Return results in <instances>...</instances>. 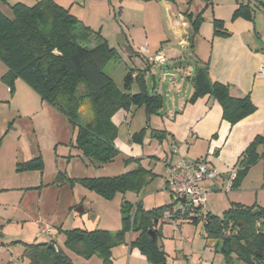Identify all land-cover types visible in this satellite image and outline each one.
Returning a JSON list of instances; mask_svg holds the SVG:
<instances>
[{
    "label": "crops",
    "instance_id": "1",
    "mask_svg": "<svg viewBox=\"0 0 264 264\" xmlns=\"http://www.w3.org/2000/svg\"><path fill=\"white\" fill-rule=\"evenodd\" d=\"M4 1L9 5L21 3L32 6L38 0ZM54 1L60 7L68 9L78 20L80 27H87L99 35L90 36L88 48H94L104 41L117 54L116 49L125 46L129 49L128 57L134 55L136 59L134 45H137L141 52L142 47L146 46L149 55L161 53L166 62L168 57L173 60L172 55L176 53L173 46L177 45L183 49L188 59L197 63L194 74L188 76L191 85L196 70L206 68L209 81L228 86L231 97L249 96L255 111L236 124L230 125L222 119V109L213 97L205 95L191 101V97L189 100L181 97L176 99L175 93L167 91L168 100L172 97L170 107L165 113L156 115L159 120L153 119L155 123L153 126L150 125L164 134L166 139L160 142L167 143V148L158 154L160 161L169 156L171 145H176L182 157L190 161H204L209 169L219 174L217 179L205 183L206 188L216 192L223 187L229 171L238 168L242 153L254 138L263 139L258 150L264 149V73L258 74L264 62V22L257 27L250 0H246L247 2L203 0L206 9L209 6L212 8V14L210 19H207L202 12V22L194 34L192 47L189 44L192 30L186 15L195 16L200 12L194 14L189 8L185 12H179L178 0ZM239 5L249 7L252 11L251 20L232 18L234 10ZM260 5L263 12L264 0ZM220 6L228 9L225 16L217 14L216 9ZM155 10L165 19V35L153 43L149 40L146 17L149 19L154 17ZM214 18L224 22L226 35L214 33L212 24ZM138 31L142 32L143 38L138 37ZM194 39L196 49L197 47L207 49L204 52L194 50ZM163 42L167 43L162 46ZM141 56L148 67L150 63L147 64L146 55ZM133 70L143 71L137 68ZM6 71V67L0 62V231L17 226L22 231L21 237L18 238L22 243H45L53 242L45 240L48 235L41 232L42 228L49 227L51 229L49 237L58 233V240L64 244V231L85 229L83 224L79 225L75 220L72 214L74 207L75 214H83L86 211L97 214V224L102 217L99 212L101 209H106L107 215L113 212L114 217L121 221L124 194H120L122 197L116 204H111L113 201H106L85 188L56 184V176L65 172L63 168L70 165L71 157L81 160V166L84 168L80 174L67 175L71 179L115 177L135 170L138 165L141 166L145 162L140 160L146 153L144 146L153 143L149 130L146 131L141 144L131 142L133 132L127 136L126 145L117 138L115 146L119 152L118 156L106 165L95 166L89 160L80 157L79 152L72 147L74 139H70L67 133L70 134L71 130L73 135L74 132L67 119L41 101L39 96L20 79L15 80L10 92L9 87L2 81ZM136 74L137 72H134L133 76ZM144 75L147 90L146 72ZM164 77L176 80V76L172 74H166ZM154 78L150 94L157 93L162 96L155 91ZM173 88V85H170L169 89ZM192 93L193 87L191 96ZM129 111H119L113 116L112 122L117 129L126 121ZM38 157L43 163L41 171L21 173L16 171L17 164ZM128 158L137 159L139 162L126 164L124 160ZM99 227L97 229L110 231L105 224ZM62 249L60 246L59 250L69 257Z\"/></svg>",
    "mask_w": 264,
    "mask_h": 264
},
{
    "label": "trees",
    "instance_id": "2",
    "mask_svg": "<svg viewBox=\"0 0 264 264\" xmlns=\"http://www.w3.org/2000/svg\"><path fill=\"white\" fill-rule=\"evenodd\" d=\"M0 1L6 4L4 0ZM9 7L11 16H6L0 11V62L7 69L2 81L11 92L15 80H22L41 101L64 116L72 126V147L79 152L80 157L95 166L112 162L119 154L115 146L118 129L112 122L113 116L119 111L128 112L131 108L140 107L144 108L147 117L158 114L163 106L162 96L147 92L145 71L128 70L123 77L121 88H118L103 71L110 61L118 58L116 51L104 41L94 48H88L90 36L98 34L87 27H80L78 20L69 10L57 5L54 0H38L32 6L15 3ZM186 17L192 30L189 39L192 47L194 34L202 22V12L195 16L187 14ZM239 17L252 19V11L247 5H239L234 10L232 18ZM212 24L216 35L227 34L222 20L214 18ZM146 62L148 64L147 59ZM134 72H137L135 76ZM81 83L85 86L93 111V118L86 124L79 121L81 101L76 94ZM134 83L138 92L132 94ZM192 87L191 101L205 95L213 97L222 109V119L230 125L255 111L249 96L231 97L228 86L211 83L206 68L196 70ZM145 133V129L133 133L131 142L141 144ZM153 137L160 142L165 138L161 132L152 134ZM262 143L263 139L256 137L244 150L238 162V172L232 188L239 186L249 167L260 159L258 147ZM124 161L126 164L139 162L131 158ZM42 169L43 163L39 157L16 166V171L20 173ZM151 175V170L138 165L135 170L126 174L106 178L71 179L58 173L56 184H78L110 201L116 194L139 193L149 183ZM186 208L181 221L193 225L203 221L205 235L220 241L219 251L224 264H264L263 207H246L232 203L221 217L203 214L202 207ZM180 209L174 210L173 206L169 205L144 210L140 203L132 209L131 205L125 202L121 204L119 230L110 232L75 228L64 231V247L85 260L97 256L100 264H112V249L124 242L127 233H134L136 236L129 242L130 249H137L149 264H166V255L156 243V226L163 222L165 212L176 214ZM149 231L154 233V239ZM22 244V258L27 261L26 264H73L61 250L56 249L52 241ZM49 244L53 247L50 248Z\"/></svg>",
    "mask_w": 264,
    "mask_h": 264
},
{
    "label": "rangeland",
    "instance_id": "3",
    "mask_svg": "<svg viewBox=\"0 0 264 264\" xmlns=\"http://www.w3.org/2000/svg\"><path fill=\"white\" fill-rule=\"evenodd\" d=\"M241 1V0H239ZM262 0H250L249 3L254 10V18L256 19V25L259 27L264 22V11L260 2ZM244 2H247L244 0ZM9 4H3L0 2V11L6 16H11ZM178 11L185 12L188 8L190 12L196 14L197 12H203L204 18L210 19L212 14V8L209 6L205 8V2L203 0H178ZM217 14L225 16L228 13V9L220 6L216 9ZM154 17L151 19L146 17V28L149 35V40L156 43L159 38L165 35L164 23L165 19L161 18L162 14L154 11ZM138 37L143 38L142 32H137ZM167 42H163L164 46ZM132 44V43H131ZM194 50L203 52L207 48L195 46ZM146 47V46H145ZM176 53L172 55L173 60L166 58L164 64H150L148 67L141 58V55H146L138 50L137 45H134L133 50L137 54L135 56L128 57V50L125 46L121 49H116L119 57L113 61H110L103 69L104 73L110 77L118 88L122 86V80L126 72L130 69L137 68L146 72L147 92L150 94L153 88V76H155L154 88L155 91L162 94L164 98L163 108L150 117H147L143 107L133 108L129 111L126 121L122 123L118 129L119 142L126 145L127 136L130 132L138 133L145 129L149 130V134L152 135L158 132V129L150 127L154 125L153 119L159 120L157 116L165 113L170 107L171 98L166 97V92L175 93L176 99L191 97V80L188 76L194 74V70L197 67V63L187 58V55L183 52V49L177 45H174ZM181 56L183 58H181ZM181 67V68H180ZM166 74H172L176 76V80L165 79ZM170 85H173V90H170ZM138 92V87L134 83L132 85L131 93ZM172 95V94H171ZM169 95V96H171ZM77 97H79L81 104L79 108V121L82 124H86L93 118V111L89 98H87L84 84H80L77 88ZM186 96V97H185ZM56 111V110H55ZM57 112V111H56ZM60 114V113H59ZM157 115V116H156ZM155 116V117H154ZM151 119V121H150ZM129 131V132H128ZM132 134V133H131ZM69 138L74 139V134L67 133ZM166 140V139H163ZM167 148V143H160L159 139L153 137V143L150 146H144L146 153L140 160H144L141 164L146 170H151L152 175L149 183L139 192H126L124 194L123 203L127 202L134 209L139 203L144 210H151L159 208L161 206H173V209L177 210L181 206L189 204V201L185 203L178 202L176 197L173 196L166 188L163 163L158 158L163 149ZM122 149H124L122 147ZM151 149V150H147ZM260 159L249 167L245 176L242 178L239 186L232 188L229 192H225L223 187L218 191L213 192L209 188H206V184H203L206 188V203L202 207L203 214H211L215 217H221L222 213L227 210L232 203L241 204L246 207L258 206L264 208V149H259ZM155 154V155H154ZM70 165L63 168L65 171L63 174L70 175L73 173L80 174L84 171L81 166V160H77L74 157L70 158ZM122 170V169H121ZM93 173V172H92ZM68 177V176H67ZM226 180V179H225ZM225 184V182H224ZM83 188L82 186L75 184L74 186ZM122 196L116 194L111 200L116 204ZM115 201V202H114ZM74 218L79 225L87 230H94L97 227L105 224L110 228V232L120 229L121 221L114 217V213L106 214V209H101L98 216L101 217L99 224H97V214L92 212H85L83 214H75V207L72 209ZM106 214V215H105ZM98 217V218H99ZM98 225V226H97ZM100 228V227H99ZM157 239L156 243L158 247L166 255V264H224L223 256L220 253V241L212 238H208L205 235L203 221H200L197 225H193L187 221L177 220H163L156 226ZM21 232L19 227L10 226L0 231V264H26V260L22 258L23 244L21 239ZM136 236L134 233H127L124 238V242L115 246L111 251L112 264H149L144 256L140 254L137 249H130L129 242ZM18 240V241H17ZM45 240H53L55 242L56 249L60 246L63 251L68 253V258L73 264H100V260L97 256H93L89 260H85L80 256H77L73 252L65 249L64 244L58 240V233H55L53 237L46 236ZM11 241L18 243L13 244ZM25 243V242H23Z\"/></svg>",
    "mask_w": 264,
    "mask_h": 264
},
{
    "label": "built area",
    "instance_id": "4",
    "mask_svg": "<svg viewBox=\"0 0 264 264\" xmlns=\"http://www.w3.org/2000/svg\"><path fill=\"white\" fill-rule=\"evenodd\" d=\"M141 50L142 53L146 54L148 63H165V58L161 53L149 55L145 47H142ZM263 73L264 62L258 71L260 75ZM162 163L167 190L176 197L178 202H181L180 199H184L181 203L189 201V204L186 206L183 204L176 214L165 212L163 219L172 221L175 217L177 221H181L184 218L186 207H203L206 203V188L203 184L217 179L219 174L209 169L204 161H190L182 157L176 145H171L170 154L162 159ZM237 172L238 168H233L229 171L225 184L223 185L225 192H229L232 189ZM41 232L44 235H51V229L49 227L42 228Z\"/></svg>",
    "mask_w": 264,
    "mask_h": 264
},
{
    "label": "water",
    "instance_id": "5",
    "mask_svg": "<svg viewBox=\"0 0 264 264\" xmlns=\"http://www.w3.org/2000/svg\"><path fill=\"white\" fill-rule=\"evenodd\" d=\"M167 78H170V77L167 76ZM180 201L183 202L184 199H180ZM261 229L263 230L262 227H261ZM148 233L151 235L152 239H154V237H155L154 233H152L151 231H149ZM49 247L52 248L53 247L52 244H49ZM258 256H260V254H258Z\"/></svg>",
    "mask_w": 264,
    "mask_h": 264
}]
</instances>
